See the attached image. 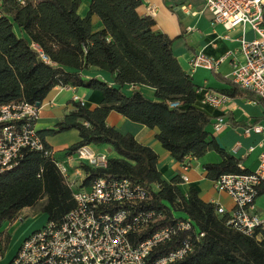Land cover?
Listing matches in <instances>:
<instances>
[{
    "label": "trees",
    "instance_id": "obj_1",
    "mask_svg": "<svg viewBox=\"0 0 264 264\" xmlns=\"http://www.w3.org/2000/svg\"><path fill=\"white\" fill-rule=\"evenodd\" d=\"M88 1L87 11L81 16L77 12L81 0H0V104L20 98L41 102L55 85L100 90L102 99L93 109L73 101L74 109L42 131L56 134L76 129L79 139L67 147L65 154L82 144L111 146L116 156H110L105 167L81 165L83 185L95 176L127 177L150 191L149 206L165 209L166 218L159 224L171 218V210L182 211L203 236L193 241L192 251L176 264H264V228L244 235L225 225V216L216 213V203L200 199L193 187L184 195L176 186L178 176L170 182L161 177L157 154L150 146L106 123L107 114L114 110L156 128L155 138L180 162L186 155L199 157L215 149L221 160L203 165L209 178L247 171L218 146L209 130L210 115L195 104L199 87L173 54L171 37L154 29V17L137 11L141 0ZM93 16L100 22L97 29L93 28ZM14 24L20 28V35L14 32ZM32 42L47 60L31 46ZM90 67L112 74L114 84L83 77L80 70ZM125 84L149 86L154 90L153 97L139 88L125 93ZM236 87L234 84L221 93L233 96ZM39 135L45 148H51ZM154 184L156 190L152 189ZM263 186L258 193L264 192ZM41 198L39 209L46 213L47 220H61L75 205L72 188L52 158L41 151L24 149L16 165L0 173V226ZM172 246H161L159 251Z\"/></svg>",
    "mask_w": 264,
    "mask_h": 264
},
{
    "label": "built area",
    "instance_id": "obj_2",
    "mask_svg": "<svg viewBox=\"0 0 264 264\" xmlns=\"http://www.w3.org/2000/svg\"><path fill=\"white\" fill-rule=\"evenodd\" d=\"M204 5L212 23L221 24L225 30L236 26H249L253 30L251 38L241 34L238 46L226 54L239 52L242 56L232 64L230 81L253 92L264 105V0H204ZM177 8L196 13L188 3ZM31 46L47 60L36 43ZM220 60L198 52L190 65L214 68ZM225 97L222 93H208L206 100L219 107ZM38 113L39 106L23 98L0 104V173L15 166L24 149L51 157L71 188L76 177L83 178L81 165L106 166L109 152L97 150L94 144L80 145L66 154L65 160L55 158L53 150L45 148L35 127ZM83 123L88 125L87 121ZM224 125L223 118L218 116L213 130L219 131ZM250 129L263 132L264 126L252 124L246 132ZM186 157L182 162L184 169L188 167ZM179 177L187 180L184 174ZM262 184L264 143L255 169L225 172L213 179L214 188L227 193L233 202L228 211L221 204L216 206V213L225 216V225L244 235L264 228V215L256 211L254 204ZM80 187L72 189L74 207L61 220H46L40 228L30 231L7 264H176L192 251L193 241L203 236L189 217L177 216L174 210L167 222L159 224L166 218L165 209L149 206L150 191L127 177L95 176ZM169 243H173L171 248L159 251Z\"/></svg>",
    "mask_w": 264,
    "mask_h": 264
},
{
    "label": "crops",
    "instance_id": "obj_3",
    "mask_svg": "<svg viewBox=\"0 0 264 264\" xmlns=\"http://www.w3.org/2000/svg\"><path fill=\"white\" fill-rule=\"evenodd\" d=\"M88 2V0H81L77 9L78 14L81 16L85 15ZM182 3L190 4L196 13L191 14L177 8ZM137 11L154 17V29L163 31L171 37L173 54L182 68L191 75L192 81L199 87L196 92L195 104L210 115L209 130L215 139H219L222 149L238 159L240 167L248 171L255 169L261 144L264 143V131L255 132L250 129L249 132H246V129L256 123L264 126L263 103L258 100L253 92L238 86L234 90L235 94L233 96L226 95L227 98L223 99L219 107L211 105L206 100L208 93L218 94L223 89L234 87V84L230 81L232 64L235 60H241L242 56L239 52L231 55L226 53L238 46L237 38L241 34L245 38H249L253 36V30L249 26L244 28L236 26L227 31L221 24L212 23L211 14L205 7L204 0H141ZM92 23L94 29L100 27V22L95 16L92 17ZM198 52H202L209 58L221 60L214 68L203 66L192 68L190 61ZM66 69L74 70L71 67H66ZM80 73L86 78L96 77L105 80L109 84H114L113 75L103 69L90 67L80 70ZM133 88H139L146 95L153 97V88L142 84H125L122 90L125 93H130ZM74 96H77V98H74ZM101 99L102 93L100 90L81 85H55L48 91L40 102L35 127L53 150L55 158L65 160L67 147L79 139L78 131L74 128L56 134H44L42 131L52 128L56 122L62 120L65 114L74 109L73 101H79L84 107L93 109L100 103ZM218 116L223 118L225 125L215 132L213 122ZM106 123L122 133L132 134L137 141L150 146L157 154L156 166L164 180L170 182L174 176L186 175V181L179 178V182H176V186L184 195L190 187H193L203 201L213 202L217 205L221 204L227 211L232 208L233 202L230 196L214 188V178L207 176V171L203 166L205 163L221 160V155L215 149L207 150L199 157L187 155L185 160L188 167L184 169L182 162L175 160L155 138L156 128H149L142 123L132 121L114 110L109 111L107 114ZM94 146L97 150H106L110 156H116V153L107 143H98ZM71 164L75 165L76 162L72 160ZM81 170L84 178L85 172L82 167ZM83 178L76 177L72 189L81 188ZM254 204L256 211L263 216L264 192L257 194ZM8 224L7 222L5 225L0 226V243L1 232L8 228ZM14 225H17L16 222H13ZM26 226L27 223L19 225L17 230L12 234L10 233V239L6 245L2 244L1 246L0 244L2 252L0 264L8 263L17 250L16 247L19 246V242L30 232L29 229L32 227L27 228Z\"/></svg>",
    "mask_w": 264,
    "mask_h": 264
},
{
    "label": "rangeland",
    "instance_id": "obj_4",
    "mask_svg": "<svg viewBox=\"0 0 264 264\" xmlns=\"http://www.w3.org/2000/svg\"><path fill=\"white\" fill-rule=\"evenodd\" d=\"M13 30H14V32L17 35H20L21 34L20 28H18L15 24L13 25ZM251 37H249V38H251ZM83 180H84V178H83ZM83 180H82V183L81 184H83ZM152 189L153 190H156L157 189V186L156 185H153L152 186ZM42 201H43V198H41L36 204H34L32 206L23 207L22 209L19 210V212L17 213V215L15 216V218H13L12 220H10L8 222L9 223L7 225L8 228H5L3 230V232H1V235H2L1 243H0L1 246H2V244L6 245V243L10 239V233L12 234V232H14L15 230H17V227L19 225H21L22 223H27V226H26L27 228L28 227L29 228L32 227L31 229H29L30 231L33 230V229L40 228L43 224H45V222L47 220V215H46L45 212H43V211H41L39 209L40 203ZM175 214L177 216H180L181 217L183 215V212L180 211V210H176L175 211ZM13 222H16L17 225H14L13 226ZM4 225H5V223H4ZM20 242H19V244H20Z\"/></svg>",
    "mask_w": 264,
    "mask_h": 264
},
{
    "label": "water",
    "instance_id": "obj_5",
    "mask_svg": "<svg viewBox=\"0 0 264 264\" xmlns=\"http://www.w3.org/2000/svg\"><path fill=\"white\" fill-rule=\"evenodd\" d=\"M35 104H36L37 106H39V105H40V101H36ZM216 141H217L218 145L222 148V145H221V143H220V141H219L218 138H216Z\"/></svg>",
    "mask_w": 264,
    "mask_h": 264
}]
</instances>
